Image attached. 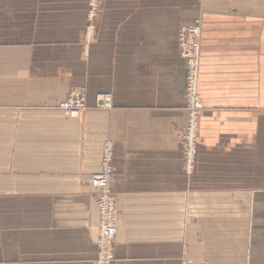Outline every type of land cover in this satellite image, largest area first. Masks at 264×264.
<instances>
[{"label":"crops","instance_id":"crops-1","mask_svg":"<svg viewBox=\"0 0 264 264\" xmlns=\"http://www.w3.org/2000/svg\"><path fill=\"white\" fill-rule=\"evenodd\" d=\"M0 0V264H92L98 189L118 235L112 264H264V0ZM200 20L203 101L184 174L179 31ZM86 110L58 109L69 90ZM107 94L110 109L97 107Z\"/></svg>","mask_w":264,"mask_h":264},{"label":"built area","instance_id":"built-area-1","mask_svg":"<svg viewBox=\"0 0 264 264\" xmlns=\"http://www.w3.org/2000/svg\"><path fill=\"white\" fill-rule=\"evenodd\" d=\"M101 9V0H87V25L84 31V42L87 45L96 31V20ZM202 24L196 20L193 24L182 28L178 34L180 57L185 62L184 100L187 120L179 132V140L183 153V172L191 176L195 169L197 143L200 132V115L203 101L199 92V74L201 61ZM98 108L110 109L111 99L107 94L96 96ZM58 109L68 116H77L86 110V94L82 89L69 90ZM113 147L105 143L102 151L101 171L90 178V184L98 189V240L97 256L92 264H112L114 262V243L118 235L116 199L109 188ZM181 264H191L186 251L182 253Z\"/></svg>","mask_w":264,"mask_h":264},{"label":"rangeland","instance_id":"rangeland-1","mask_svg":"<svg viewBox=\"0 0 264 264\" xmlns=\"http://www.w3.org/2000/svg\"><path fill=\"white\" fill-rule=\"evenodd\" d=\"M183 253V252H182ZM182 256V255H181ZM188 257H189V255H188ZM180 259H181V257H180ZM189 259H190V257H189ZM191 260V259H190ZM181 264V263H180ZM191 264H192V261H191Z\"/></svg>","mask_w":264,"mask_h":264}]
</instances>
